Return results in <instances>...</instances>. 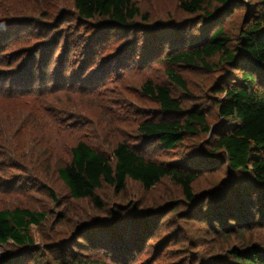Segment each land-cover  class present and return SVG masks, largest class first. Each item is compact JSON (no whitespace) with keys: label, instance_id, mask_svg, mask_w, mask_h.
<instances>
[{"label":"rangeland","instance_id":"374dc122","mask_svg":"<svg viewBox=\"0 0 264 264\" xmlns=\"http://www.w3.org/2000/svg\"><path fill=\"white\" fill-rule=\"evenodd\" d=\"M240 1L242 5L230 7L221 21L232 37L248 18V9L251 13L255 9L254 0ZM135 2L140 10L137 28L149 36L148 49L156 44L167 54L183 39L198 34L199 24L179 8L177 0ZM37 5L55 7L52 18L35 16ZM161 28L170 29L157 32ZM91 32L81 26L70 0H0V210L19 207L45 215L39 226L30 228L35 251L24 264H229L233 260H225V251L231 248L245 249L249 243L264 252L263 229L224 236L207 224L205 212L190 218L191 203L169 179L150 191L129 180L119 194L103 184L95 193L99 206L69 197L56 168L68 163L70 147L83 141L112 160L116 144H141L138 125L159 110L141 90L148 81L167 88L181 112H202L210 129L220 123L212 89L225 69L217 59L208 60L207 68H175L158 58L112 78L98 72L94 74L96 86L89 91L54 87L56 78L59 81L65 75L67 79L85 64ZM112 34L115 37L86 63L89 73L97 72L103 58L117 54L133 40L141 39L136 43V55L143 52L147 38L143 31ZM40 53L46 57L44 64H37ZM166 69L182 77L184 90L167 78ZM32 81L36 84L33 92L12 91V87L23 88ZM42 82H48L45 90L39 87ZM213 150L209 133L186 135L168 151L152 142L140 153L180 169L190 158L206 160L203 154ZM226 177L225 173L204 174L193 186L195 195ZM167 205L174 207L168 209ZM90 222L95 225L83 228ZM22 255L11 243L0 245V258Z\"/></svg>","mask_w":264,"mask_h":264},{"label":"trees","instance_id":"16d2710c","mask_svg":"<svg viewBox=\"0 0 264 264\" xmlns=\"http://www.w3.org/2000/svg\"><path fill=\"white\" fill-rule=\"evenodd\" d=\"M177 1L179 8L199 24L198 34L189 35L176 49L164 54V49L156 44L157 48L152 45L148 49L149 36L137 28L140 27L136 24L140 10L135 0H70L81 26L92 30L87 42L90 46L85 54V64L77 74L72 73L67 79L62 75L59 81L56 78L54 87L70 86L89 91L96 86L94 74L98 72L105 78H112L130 67H146L158 58L159 62L175 68H207L208 60L217 59L225 71L212 89L216 95L214 103L218 117L222 120L211 134L215 150L203 154L206 160L190 158L180 169L164 166L141 155L140 152L152 142L168 151L181 143L186 135L211 132L202 112H181L179 102L171 97L167 88L148 81L141 90L158 104L159 110L150 120L138 125L136 131L141 144H116L111 160L79 141L68 149L69 161L57 167L56 173L72 200H89L96 206L100 203L95 193L103 184L119 194L125 190L129 180L138 183L144 191H150L169 179L181 188L183 197L191 203L192 207L187 212L189 217L195 219L205 212L204 219L214 232L229 236L264 230V0H254V11L251 13L248 9V18L238 28L236 26L238 32L234 37L221 21L230 7L242 5L240 0ZM213 3L217 6L213 7ZM37 7L33 14L40 19L52 18L56 9L51 5ZM143 19L148 20L147 16ZM168 29L161 28L157 32ZM135 31H143L147 37L140 55H136L135 48L141 39L133 40L123 46L119 54L103 58L97 65V72H88L86 63L93 61L100 48L115 37L112 33L126 36ZM123 56L128 58L123 59ZM39 57L41 61L38 60L37 64H44L46 57L42 58L41 53ZM165 74L181 90L186 88L185 81L174 70L166 69ZM41 76L47 81L46 76ZM47 83L42 82L39 87L45 90ZM35 85L32 81L23 88L12 87V91L33 92ZM6 137L9 138L8 135ZM21 145L23 147L24 144ZM212 173H225L227 177L223 182L213 184L195 202L197 196L193 186L204 174ZM50 195L54 197L53 193ZM44 217L43 213L28 208L0 210V245L11 243L23 253L19 258L1 257L0 264H24L28 260V255L35 251L30 228L39 226ZM94 225L90 222L83 228ZM261 237L262 234H258V238ZM245 245H248L245 249L226 250L225 260L232 259L229 264H264V252L249 243Z\"/></svg>","mask_w":264,"mask_h":264},{"label":"water","instance_id":"95a60500","mask_svg":"<svg viewBox=\"0 0 264 264\" xmlns=\"http://www.w3.org/2000/svg\"><path fill=\"white\" fill-rule=\"evenodd\" d=\"M221 122H222V120L220 119V123L218 125H216V126H214V127L211 128L210 135L212 134L213 130L221 124ZM199 197L200 196L196 197L195 202L198 200Z\"/></svg>","mask_w":264,"mask_h":264}]
</instances>
